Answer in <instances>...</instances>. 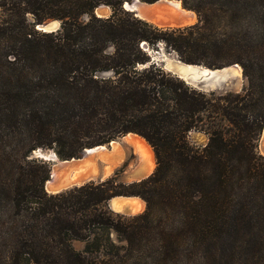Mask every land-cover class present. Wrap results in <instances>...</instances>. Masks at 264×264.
<instances>
[{"label": "trees", "instance_id": "16d2710c", "mask_svg": "<svg viewBox=\"0 0 264 264\" xmlns=\"http://www.w3.org/2000/svg\"><path fill=\"white\" fill-rule=\"evenodd\" d=\"M124 1L0 0V264H264V0H180L196 15L181 27ZM99 4L111 13L96 16ZM49 20L59 28H35ZM159 46L188 64H237L246 85L193 87L153 59ZM127 133L155 158L138 180L50 193L49 165L30 157L69 159ZM114 196L145 207L114 212Z\"/></svg>", "mask_w": 264, "mask_h": 264}, {"label": "bare ground", "instance_id": "6f19581e", "mask_svg": "<svg viewBox=\"0 0 264 264\" xmlns=\"http://www.w3.org/2000/svg\"><path fill=\"white\" fill-rule=\"evenodd\" d=\"M137 10L139 17L158 27L181 26L190 22L194 17L193 11L184 9L178 0H157L153 3H138ZM96 11L98 15L104 16L108 14V7L105 5H100L98 8H96ZM174 62L177 63L176 61ZM232 66L240 68L235 64ZM181 70L185 73V78L188 77L189 73L194 75H208L209 73L216 74L214 71L210 72L208 69L190 65L182 66ZM124 140H127L128 142H135L141 149V152L144 154V156H146L148 153L146 148L147 143L138 135L134 133H127L124 137ZM109 143L111 145V149H106L105 145L94 146L90 149H87L84 155V160L82 159V161L79 163L87 165L88 167L84 169L73 170V172L66 179L61 175L60 171L54 168L51 172V178L46 180L44 183L45 189L50 192H56L63 187L82 183L83 181L90 179L88 177L95 176L96 170L94 169V162L96 158L104 162L105 167H103V172H107L112 169L121 157L122 149L114 140L110 141ZM260 150L262 153H264V127L260 142ZM46 158L49 160L56 159L52 152L47 154ZM57 161L58 163H61L60 165L64 166V168L79 164L77 163L76 159L69 161ZM140 200L137 198H128L123 200L114 198L111 200V206L119 211H124V209L126 210L128 207L136 211L141 208Z\"/></svg>", "mask_w": 264, "mask_h": 264}, {"label": "rangeland", "instance_id": "374dc122", "mask_svg": "<svg viewBox=\"0 0 264 264\" xmlns=\"http://www.w3.org/2000/svg\"><path fill=\"white\" fill-rule=\"evenodd\" d=\"M180 5H181V3H180ZM109 9L110 8L108 7V14L107 15H109L111 13V9H110V11H109ZM187 10H189V9H187ZM195 22H196V15L194 13L193 19L190 22H188L187 24H184L181 26L193 24ZM53 25H56V21L53 22ZM181 26H179V27H181ZM174 27H177V26H174ZM151 54H152L153 58L160 63H164L167 60L177 59L172 52H167L162 46H159L157 50L152 51ZM161 59H164V61H161ZM219 71H221L225 74H228V76L226 77L225 80H222V81L215 83V84L209 83V82L196 81L195 83H192L191 85L198 88V89L204 90V91L228 90V91H232V92L241 91L244 88V86L246 85V81L241 75L240 68H236V67L231 65L229 67H225L223 69H220ZM216 72L217 71H214V73H216ZM125 135L120 136L114 140L119 144L118 146L121 147L122 155L119 158L118 162L113 166V168L107 172H103V167H105L104 166L105 164L103 161L96 158V160L94 162L95 163L94 169L96 170V174H95V176L88 177V178L93 179V180H97L100 178L103 179V178H106V177L111 176V175L116 173L117 178L119 180H121L123 182H129V181L144 178V177L148 176L153 171V169L155 167V158H154V154H153L151 147L148 144H146V148L148 150V153L146 154V156H144V154L141 152V149L139 148V146L135 142H128L127 140H124ZM190 140H192L193 142H195L197 144H203L205 142L206 138H205L204 134H202L200 132H191L190 133ZM104 145H105L106 149H111L110 143H107ZM257 150L260 154L264 155V153H262L260 150V144H259V147L257 148ZM38 152L39 153L42 152L43 154L41 153L40 155H42V156L44 155V158L48 159V158H46V155L49 154L51 151L48 148H43L42 151H38ZM77 156H79V154H77ZM32 157L40 159L42 161H45L49 165L51 172L54 168H56L58 171L61 172V175L65 179L69 177V175L73 172V170H79V169H84V168L88 167L87 165L79 163L80 161H82V159L84 160V156H82L81 158H76L77 163H79L78 165H76L77 167L74 165V166L65 167V168H64V166L60 165L61 163H58L57 160L60 161V158L59 159H53V160H44L43 157L39 158L37 155H33V154H32ZM51 172H50V174H51ZM87 180H89V179H87ZM47 192H50V191H47ZM50 193H53V192H50ZM110 206H111V203H110ZM142 211H140V212H142ZM140 212H137V213H140ZM121 214L133 215V214H127V213H121ZM71 245L74 249L80 250L83 248L84 243L82 241H72Z\"/></svg>", "mask_w": 264, "mask_h": 264}, {"label": "water", "instance_id": "95a60500", "mask_svg": "<svg viewBox=\"0 0 264 264\" xmlns=\"http://www.w3.org/2000/svg\"><path fill=\"white\" fill-rule=\"evenodd\" d=\"M138 3H147V2H143L141 0H128V1H124L122 3V8L125 9V10H127V11H129V12H131L135 17H138V18L142 19L141 17L138 16V10H137ZM151 3H153V2H151ZM179 3H180V1H179ZM100 5H104V4L97 5L94 8V10H93L94 14L96 16H99V17H106V16H108V15L101 16V15H98L97 14L96 8H98ZM105 6H107V5H105ZM107 7H109V6H107ZM54 21H56V25L53 26V22ZM166 27H172V26H166ZM177 27H179V26H177ZM35 28L37 30H39V31H44V32L55 31V30H57L59 28V21H57V20H49V21H46V22L41 23V24H35ZM161 61H164V59H161ZM174 61H176L177 63H175ZM189 65L190 66L200 67V68H205V69H208L210 72L211 71H217V72H216V74H210L209 73L208 75H199V74L198 75H194V74L189 73L188 74V77H186L188 79H186L184 77L185 76V73L181 70V67L182 66H189ZM232 65H234V64H232ZM235 65H237V64H235ZM162 67L165 70H167V71L171 72L172 74L176 75L177 77L183 79L187 84L191 85L192 83H195L196 81H199V82H209V83L215 84V83H218V82H220L222 80H225L226 77L228 76V74H225V73H223V72H221L219 70L220 69H223L225 67H229V66H225V67H222V68H213L212 69V68H208V67L203 66V65L188 64V63H184V62H182V61H180L178 59H174V60H167L164 63H162ZM263 127H264V125H263ZM263 127L261 129V132H260L259 137H258V140H257V148L259 147V144L261 142ZM96 146H100V145H96ZM90 148H92V147H90ZM90 148L82 149L78 153L79 156H77V157H72V158H69V159H60V161H69V160H72V159L81 158L82 156L85 155L86 150L87 149H90ZM48 149L53 153V155H54V157H56V159H59L58 156L56 155V153L51 148H48ZM38 150L39 151H42L43 148L42 147H37L36 149H34L31 152L30 157H32V154H33V155H37L39 158H42L43 157L44 160H49V159H45L44 158V155L43 156L40 155L42 152L39 153ZM50 172H51V170H50ZM50 172H49V175H48L47 180H49L51 178ZM89 180H93V179H89ZM89 180H86V181H89ZM86 181H83L82 183H79V184H72V185H69L67 187H63V188L57 190L56 192L61 191V190L66 189V188H69V187L74 186V185L83 184Z\"/></svg>", "mask_w": 264, "mask_h": 264}, {"label": "crops", "instance_id": "0c3cea01", "mask_svg": "<svg viewBox=\"0 0 264 264\" xmlns=\"http://www.w3.org/2000/svg\"><path fill=\"white\" fill-rule=\"evenodd\" d=\"M132 197H133V198H132ZM114 198H116V199H120V200L128 199V198H129V199L137 198V199L140 200V198H139V197H136V196H114V197H112V198L108 201V205H109L110 209L113 210L114 212L127 213V214H136L137 212L142 211V210L144 209V207H145L144 201L141 199V200H140V204H141V208H140V209L134 211V210H132L131 208L128 207V208H127L126 210H124V211H119V210H116L114 207H111V206H110L111 200L114 199ZM142 201H143V202H142Z\"/></svg>", "mask_w": 264, "mask_h": 264}]
</instances>
